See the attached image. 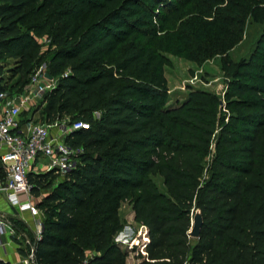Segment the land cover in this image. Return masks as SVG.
<instances>
[{"label": "trees", "instance_id": "trees-1", "mask_svg": "<svg viewBox=\"0 0 264 264\" xmlns=\"http://www.w3.org/2000/svg\"><path fill=\"white\" fill-rule=\"evenodd\" d=\"M183 8L188 19L154 41ZM249 19L261 32L233 61ZM161 42L190 60L222 54L223 98L195 89L167 106ZM46 57L59 78L37 121L89 128L66 137L81 164L37 202L38 264H264V0H0V90L21 91ZM52 173L30 175L31 192ZM124 202L145 229L131 250L115 241Z\"/></svg>", "mask_w": 264, "mask_h": 264}, {"label": "built area", "instance_id": "built-area-1", "mask_svg": "<svg viewBox=\"0 0 264 264\" xmlns=\"http://www.w3.org/2000/svg\"><path fill=\"white\" fill-rule=\"evenodd\" d=\"M46 74L39 68L21 91L0 90V195L19 212H28L33 218L30 232L17 236L19 242L16 246L23 250L19 260L21 264H38L36 245L43 231V218L31 194L29 176L49 171L64 175L76 169L81 164L85 149L82 145L68 144L66 137L73 131L89 128V123L71 120L68 116L50 123L37 121L36 108L45 93L57 85V80L48 78ZM29 110L32 114L23 122L22 114ZM7 223L10 224L0 218V246L4 245L1 235ZM10 226L8 233L16 237L15 230ZM120 242L127 250L140 244L139 237L128 243L124 240Z\"/></svg>", "mask_w": 264, "mask_h": 264}, {"label": "rangeland", "instance_id": "rangeland-1", "mask_svg": "<svg viewBox=\"0 0 264 264\" xmlns=\"http://www.w3.org/2000/svg\"><path fill=\"white\" fill-rule=\"evenodd\" d=\"M191 9L179 10L176 13L169 14L167 18V23L164 26V31L161 34H158V37L154 39V41H158L164 36V33H175V30L180 27V21H185L188 19L187 17L190 16L189 11ZM170 20L172 24H169ZM262 26L258 23L252 22L249 19L245 30L242 35V39L240 42L235 44L233 48L228 51L229 57L233 61H237L245 56H247L253 47L259 33L261 32ZM211 40V39H209ZM49 43V39L47 37H43L40 39V44L42 45L41 50L45 51L47 49V45ZM162 43V42H161ZM163 49H161L160 53L166 59V63L164 65V76L167 81V99L166 105L167 106H175L179 103H182L187 97L191 90L199 89L208 92H212L217 94L221 99L223 98L226 86H227V77L225 76L224 72L221 69V59L222 54L220 53H206L197 57L195 60L187 59L183 56L178 55L175 52V49L172 51H168L164 42L162 43ZM53 50V46L51 47ZM202 51V50H201ZM49 57L44 58V61L36 64L35 67L32 69L31 72L42 68L44 71H47V62ZM14 60H6L2 63L3 65V73L4 78H7L9 73L6 72L8 69H11L14 66ZM69 72V68L67 67L62 71V75ZM29 77V75H28ZM59 77H55L58 80ZM5 80V79H4ZM15 81V77L9 79V83H13ZM43 103V102H41ZM39 104L36 108L37 111L35 116L40 117L41 112L43 110V105ZM32 114V110L23 112L22 119L28 120V117ZM99 112H94L93 117L97 118L99 116ZM30 179V178H29ZM33 179V178H31ZM65 175L52 173L46 177L44 182L39 185L40 189L37 192H34L32 196L34 200L39 202L43 198V194L47 193L49 190H52L57 182L64 180ZM50 182L49 188H47V184ZM155 182L160 189H163L161 178L155 177ZM29 183L32 184V180H29ZM41 217L43 218V209H40ZM131 207L128 202H124L120 209V217L123 221V229L122 235L123 237L119 236V233L115 237V241L118 242L123 249H126L125 246L120 242L124 240L125 242H129V236H140L142 233L137 232V226L131 220L130 217ZM128 226L130 229H128ZM128 229V230H127ZM133 230V233H131ZM127 231V232H126ZM128 236V237H127ZM140 240V238H139ZM136 247V246H134ZM127 250V249H126Z\"/></svg>", "mask_w": 264, "mask_h": 264}, {"label": "crops", "instance_id": "crops-1", "mask_svg": "<svg viewBox=\"0 0 264 264\" xmlns=\"http://www.w3.org/2000/svg\"><path fill=\"white\" fill-rule=\"evenodd\" d=\"M52 132H54V130ZM130 217L133 221L132 211L130 212ZM0 218H3L4 220L10 222V224H4V232L1 235V240L4 245L0 246V260L8 264H21L19 263V260L23 250L18 249L16 246V243L19 242L17 241V236L21 235L22 233L30 232V228L33 224V218L29 215L28 212H19L16 208L9 205V203L5 200L4 196L2 195H0ZM24 221L26 222V224L24 223ZM10 225H12V228L15 230L17 234L16 237L8 233L10 229L9 227H11ZM135 226H137L138 234H143L145 232V229L139 224L135 223ZM128 229H130L129 226ZM131 231V233H133V230ZM119 236L123 237L122 231L119 232ZM137 237L138 236L134 235L129 236L128 238L131 240ZM134 256L135 254H130L127 257L126 261L128 264H136L138 262V260L135 259Z\"/></svg>", "mask_w": 264, "mask_h": 264}, {"label": "water", "instance_id": "water-1", "mask_svg": "<svg viewBox=\"0 0 264 264\" xmlns=\"http://www.w3.org/2000/svg\"><path fill=\"white\" fill-rule=\"evenodd\" d=\"M46 76L50 78L48 74H46ZM202 223H203V218H202L201 212L199 210H196L192 216L191 228L188 232L189 237L193 239H197L199 237Z\"/></svg>", "mask_w": 264, "mask_h": 264}]
</instances>
